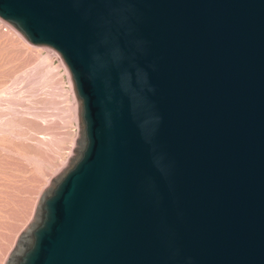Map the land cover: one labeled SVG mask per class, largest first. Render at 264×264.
<instances>
[{
  "label": "water",
  "instance_id": "obj_1",
  "mask_svg": "<svg viewBox=\"0 0 264 264\" xmlns=\"http://www.w3.org/2000/svg\"><path fill=\"white\" fill-rule=\"evenodd\" d=\"M55 53L81 148L11 264H264V0H0Z\"/></svg>",
  "mask_w": 264,
  "mask_h": 264
},
{
  "label": "rangeland",
  "instance_id": "obj_2",
  "mask_svg": "<svg viewBox=\"0 0 264 264\" xmlns=\"http://www.w3.org/2000/svg\"><path fill=\"white\" fill-rule=\"evenodd\" d=\"M61 79L47 47L0 30V264H11L41 195L82 146L79 103Z\"/></svg>",
  "mask_w": 264,
  "mask_h": 264
},
{
  "label": "built area",
  "instance_id": "obj_3",
  "mask_svg": "<svg viewBox=\"0 0 264 264\" xmlns=\"http://www.w3.org/2000/svg\"><path fill=\"white\" fill-rule=\"evenodd\" d=\"M10 27L11 26H9L8 23H6L4 20L0 19V30L1 31H6ZM47 51H48V54L51 57V59L55 62L56 69L58 70V74H59L60 79L62 78L61 84H62V87L65 91V95L67 96V93H69V95L72 94V87H71L70 79H69L66 68L60 62V60L57 58L55 53L51 51V49L47 48Z\"/></svg>",
  "mask_w": 264,
  "mask_h": 264
}]
</instances>
